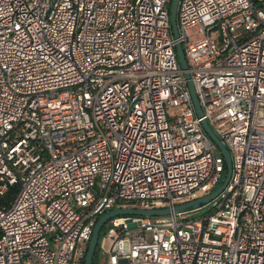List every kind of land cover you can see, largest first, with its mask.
I'll return each mask as SVG.
<instances>
[{
	"label": "built area",
	"instance_id": "1",
	"mask_svg": "<svg viewBox=\"0 0 264 264\" xmlns=\"http://www.w3.org/2000/svg\"><path fill=\"white\" fill-rule=\"evenodd\" d=\"M0 0V264H264V0ZM175 108L174 112L170 109ZM10 195V197H9ZM200 210L203 213L193 216Z\"/></svg>",
	"mask_w": 264,
	"mask_h": 264
},
{
	"label": "water",
	"instance_id": "2",
	"mask_svg": "<svg viewBox=\"0 0 264 264\" xmlns=\"http://www.w3.org/2000/svg\"><path fill=\"white\" fill-rule=\"evenodd\" d=\"M180 0H172L170 6V19L172 24L173 34L176 38L179 37V29L177 24V13L179 7ZM176 51L179 58L180 65L183 70H185V78L188 83V87L193 99V103L195 105L196 112L200 118H202V125L210 136V138L214 141L217 147L220 149L221 154L223 155L226 163V174L223 182L210 194L191 200L187 202H183L173 207H163V208H152V209H143V208H133V207H119L112 210H109L99 216L94 228L93 234L88 246V250L85 256L84 264H93L94 257L97 251V247L100 241V235L102 233L103 228L108 224V222L117 217H126V216H142V217H163L169 216L172 214L186 213L198 210L203 206L209 204L212 200H214L227 186L229 180L232 175V160L231 154L228 150L226 144L216 135L212 127L210 126L207 119L204 118L203 109L201 107L198 95L195 90V86L193 80L191 78V74L188 72V63L186 60L185 52L183 46L180 42L176 45Z\"/></svg>",
	"mask_w": 264,
	"mask_h": 264
},
{
	"label": "rangeland",
	"instance_id": "3",
	"mask_svg": "<svg viewBox=\"0 0 264 264\" xmlns=\"http://www.w3.org/2000/svg\"><path fill=\"white\" fill-rule=\"evenodd\" d=\"M175 110H176L175 108H171V109H170L171 112H174ZM222 182H223V181H222ZM222 182H221V183H222ZM201 213H203L202 210H200L198 213H195V212H194L192 215H193V216H197L198 214H201ZM106 226H107V225H106ZM106 226H105V227H106ZM103 240H104V236L101 237L100 241H103Z\"/></svg>",
	"mask_w": 264,
	"mask_h": 264
},
{
	"label": "trees",
	"instance_id": "4",
	"mask_svg": "<svg viewBox=\"0 0 264 264\" xmlns=\"http://www.w3.org/2000/svg\"><path fill=\"white\" fill-rule=\"evenodd\" d=\"M9 197H10V195H9ZM107 227H104L103 228V230H102V233H101V235H100V239H101V237L103 236V234L105 233V229H106Z\"/></svg>",
	"mask_w": 264,
	"mask_h": 264
}]
</instances>
